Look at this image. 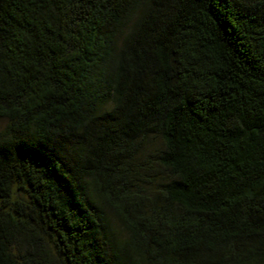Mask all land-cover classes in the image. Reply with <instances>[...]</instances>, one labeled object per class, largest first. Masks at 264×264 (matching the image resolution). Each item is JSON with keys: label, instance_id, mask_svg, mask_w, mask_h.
<instances>
[{"label": "trees", "instance_id": "16d2710c", "mask_svg": "<svg viewBox=\"0 0 264 264\" xmlns=\"http://www.w3.org/2000/svg\"><path fill=\"white\" fill-rule=\"evenodd\" d=\"M1 119L0 264H264V0H0Z\"/></svg>", "mask_w": 264, "mask_h": 264}, {"label": "rangeland", "instance_id": "374dc122", "mask_svg": "<svg viewBox=\"0 0 264 264\" xmlns=\"http://www.w3.org/2000/svg\"><path fill=\"white\" fill-rule=\"evenodd\" d=\"M138 14H135L125 25V32H129L134 25ZM107 107H110L107 106ZM8 121L6 119L0 120V133L6 128ZM159 142L157 140H149L148 143L144 146L143 156L140 158V162L136 165V173L138 175V188L141 195L145 196L147 204V197L154 198L156 197L159 190V186L161 185L164 175L162 170L157 166L155 159L152 155H149L153 149H157ZM149 153V154H148ZM146 154V155H145ZM145 155V156H144ZM107 221L110 225L112 236L117 241L119 246L124 245L127 239H129V234L125 230L124 225L120 221L119 217L113 212V210L107 206L106 203H103ZM51 249V247H49Z\"/></svg>", "mask_w": 264, "mask_h": 264}]
</instances>
